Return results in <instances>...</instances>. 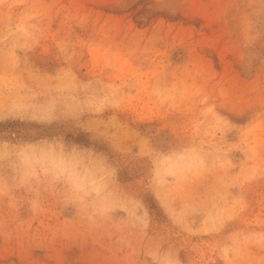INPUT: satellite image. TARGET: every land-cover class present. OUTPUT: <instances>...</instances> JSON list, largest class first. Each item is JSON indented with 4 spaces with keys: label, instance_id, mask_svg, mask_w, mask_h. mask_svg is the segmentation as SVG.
<instances>
[{
    "label": "rangeland",
    "instance_id": "1",
    "mask_svg": "<svg viewBox=\"0 0 264 264\" xmlns=\"http://www.w3.org/2000/svg\"><path fill=\"white\" fill-rule=\"evenodd\" d=\"M0 264H264V0H0Z\"/></svg>",
    "mask_w": 264,
    "mask_h": 264
},
{
    "label": "bare ground",
    "instance_id": "2",
    "mask_svg": "<svg viewBox=\"0 0 264 264\" xmlns=\"http://www.w3.org/2000/svg\"><path fill=\"white\" fill-rule=\"evenodd\" d=\"M148 129H151V128H148Z\"/></svg>",
    "mask_w": 264,
    "mask_h": 264
}]
</instances>
